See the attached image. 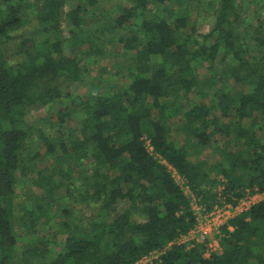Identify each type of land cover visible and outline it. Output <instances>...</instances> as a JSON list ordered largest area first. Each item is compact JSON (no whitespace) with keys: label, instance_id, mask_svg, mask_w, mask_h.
I'll use <instances>...</instances> for the list:
<instances>
[{"label":"trees","instance_id":"obj_1","mask_svg":"<svg viewBox=\"0 0 264 264\" xmlns=\"http://www.w3.org/2000/svg\"><path fill=\"white\" fill-rule=\"evenodd\" d=\"M65 2L0 0V264H134L155 249L147 264H264V199L206 256L177 241L195 216L169 170L207 209L219 184L227 200L264 191L263 0L211 1L201 40L187 0H122L115 15ZM113 44L114 78L87 79L83 62ZM34 106L53 115L30 123ZM53 223L58 247L36 239Z\"/></svg>","mask_w":264,"mask_h":264},{"label":"rangeland","instance_id":"obj_2","mask_svg":"<svg viewBox=\"0 0 264 264\" xmlns=\"http://www.w3.org/2000/svg\"><path fill=\"white\" fill-rule=\"evenodd\" d=\"M82 1L83 0H66L65 5L63 6V13L68 10L70 6L74 5H81L82 6ZM122 1V0H121ZM120 0H100L99 5L102 6V8L111 15H115L117 11V6L121 2ZM178 1V0H176ZM180 1V0H179ZM189 6L191 7L190 10V17L189 20L192 22L194 18L197 17V23H196V31L198 34V39L201 40V35L205 34L207 31H209L210 26L213 21V12H212V7H211V1L217 2V0H187ZM244 1V0H242ZM252 2V4H255L253 0H246ZM264 3V0H263ZM199 9V11H198ZM243 12L246 13L245 9H243ZM91 13L86 14L85 18L89 24H91V19H95L99 15L98 10H94ZM63 27V39L65 40V45L63 50L65 51L64 53L67 55L72 56L74 53L77 51V46L78 45H69L68 44V32H67V26L65 24V20H62L61 23ZM80 44V43H78ZM104 53L101 55V58H99V62H88L84 61L83 64L88 67L89 74L86 76L87 79H94L96 81H101L104 80L106 77H110L111 79L114 78V76H110L113 72L117 71L120 65L124 64L125 60L123 56H121L122 49L117 47V45H109L108 50H104ZM110 72V73H109ZM76 84L72 85V88L75 87ZM81 92V89H79ZM53 115V110L50 109H45L42 106H34L31 107L28 111L27 114V120L30 123H33L35 125H40L41 121L40 118L43 117H48ZM233 116V115H232ZM231 117V116H230ZM176 120V119H173ZM172 136L176 139H180L182 133H179V128L177 126V122L173 121L172 123ZM200 157L203 159V162L206 166H209L211 164H215L219 160L218 155L213 154L209 151H203ZM194 160V158H192ZM122 208L119 205V209ZM56 212V210H54ZM53 229L48 228L47 230H44L43 233H38L36 235V239H42L46 242H48V246H53L58 247L56 243L58 242L60 236L55 235L53 231L56 229V225L54 223L52 224ZM36 229H38V226H36ZM42 229L40 228L41 232ZM35 239H33L34 241ZM61 244V243H59Z\"/></svg>","mask_w":264,"mask_h":264},{"label":"built area","instance_id":"obj_3","mask_svg":"<svg viewBox=\"0 0 264 264\" xmlns=\"http://www.w3.org/2000/svg\"><path fill=\"white\" fill-rule=\"evenodd\" d=\"M145 146L148 150L152 149L148 139H145ZM169 170L173 178L180 184L185 194L189 197L190 206L195 216L194 226L186 234L180 236L177 241L186 243L188 246H192L195 243H204L206 256L216 252L219 248L218 236L220 235L221 227L228 220L239 213L249 210L253 204L264 199V191H251L250 189H246L244 194L239 197L234 194L230 196L229 194L230 199L227 200L223 196L225 185L219 184L217 187V195L210 202L211 207L207 209L185 184L184 178L173 167L169 166ZM221 180L224 181L222 178ZM228 228L232 229V226L228 225ZM162 252L163 249L152 250L142 255L134 264H147L152 260L158 259Z\"/></svg>","mask_w":264,"mask_h":264}]
</instances>
